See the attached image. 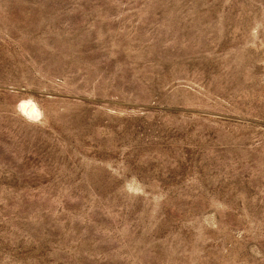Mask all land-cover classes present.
I'll use <instances>...</instances> for the list:
<instances>
[{
	"label": "rangeland",
	"instance_id": "1",
	"mask_svg": "<svg viewBox=\"0 0 264 264\" xmlns=\"http://www.w3.org/2000/svg\"><path fill=\"white\" fill-rule=\"evenodd\" d=\"M0 264H264V0H0Z\"/></svg>",
	"mask_w": 264,
	"mask_h": 264
},
{
	"label": "clouds",
	"instance_id": "2",
	"mask_svg": "<svg viewBox=\"0 0 264 264\" xmlns=\"http://www.w3.org/2000/svg\"><path fill=\"white\" fill-rule=\"evenodd\" d=\"M15 111L25 121L33 125H42L45 121V112L34 97L29 96L17 103Z\"/></svg>",
	"mask_w": 264,
	"mask_h": 264
},
{
	"label": "bare ground",
	"instance_id": "3",
	"mask_svg": "<svg viewBox=\"0 0 264 264\" xmlns=\"http://www.w3.org/2000/svg\"><path fill=\"white\" fill-rule=\"evenodd\" d=\"M219 116V115H218Z\"/></svg>",
	"mask_w": 264,
	"mask_h": 264
}]
</instances>
